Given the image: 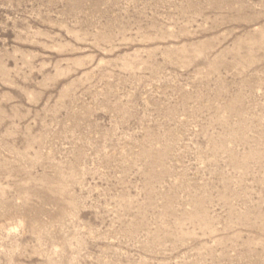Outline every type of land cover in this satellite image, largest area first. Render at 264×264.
<instances>
[{"label":"rangeland","instance_id":"1","mask_svg":"<svg viewBox=\"0 0 264 264\" xmlns=\"http://www.w3.org/2000/svg\"><path fill=\"white\" fill-rule=\"evenodd\" d=\"M0 264H264V0H0Z\"/></svg>","mask_w":264,"mask_h":264}]
</instances>
